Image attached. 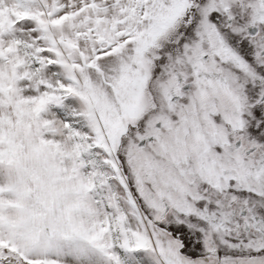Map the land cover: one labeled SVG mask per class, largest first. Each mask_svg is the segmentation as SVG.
Instances as JSON below:
<instances>
[{
  "label": "snow or ice",
  "instance_id": "obj_1",
  "mask_svg": "<svg viewBox=\"0 0 264 264\" xmlns=\"http://www.w3.org/2000/svg\"><path fill=\"white\" fill-rule=\"evenodd\" d=\"M0 264H264V0H0Z\"/></svg>",
  "mask_w": 264,
  "mask_h": 264
}]
</instances>
